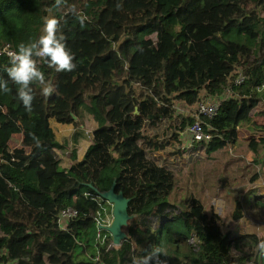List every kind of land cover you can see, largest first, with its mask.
Wrapping results in <instances>:
<instances>
[{"label":"trees","instance_id":"obj_1","mask_svg":"<svg viewBox=\"0 0 264 264\" xmlns=\"http://www.w3.org/2000/svg\"><path fill=\"white\" fill-rule=\"evenodd\" d=\"M72 7L87 15L83 28ZM49 15L60 18L77 67L56 72L38 59L55 91L45 96L33 84L28 112L5 71L4 49L37 39ZM164 41L176 48L168 52ZM146 48L157 53L156 66L143 62ZM240 72L244 81L233 85ZM0 80L10 88L0 93V264H131L150 245L166 249L168 264H264L253 251L264 235L224 231L221 216L192 194L183 206L172 202L174 172L158 160L203 147L211 153L234 143L243 123L264 124V0H66L60 8L55 0H0ZM229 86L217 115L205 119L212 139L181 150L177 135L192 119L172 104L193 105L201 91L219 96ZM82 109L97 122L91 143L62 167L50 122L79 127ZM260 144L264 137L248 145L255 152ZM111 187L128 199L131 217L121 244L106 250L96 240L90 195ZM67 206L77 218L59 230L54 217Z\"/></svg>","mask_w":264,"mask_h":264},{"label":"rangeland","instance_id":"obj_2","mask_svg":"<svg viewBox=\"0 0 264 264\" xmlns=\"http://www.w3.org/2000/svg\"><path fill=\"white\" fill-rule=\"evenodd\" d=\"M162 48L169 52L176 47L173 43L164 41ZM142 52L143 62H150L155 66L158 64L157 53L148 48ZM201 64L204 63L200 60L199 65ZM134 86L136 87L135 84ZM205 94L204 91L200 92L201 100L205 98ZM175 104L185 105L179 100H176ZM195 104L188 106L192 107ZM98 106L104 113L102 101H98ZM191 113L186 111L181 116L192 119ZM79 122L83 128L74 129L68 126V129L57 132L55 123L51 120L50 135L57 145H63V148L58 150L62 166L73 163L72 152L75 153L76 160H80L82 152L91 143V139L87 137L88 132L86 135L85 130L92 131L97 122L84 109L81 110ZM237 129L234 143L226 142L225 145L218 146L211 153L205 152L206 147H203L193 156L188 155L187 151L182 152L181 155L158 153V160L164 162L174 172L175 187L170 196L172 202L183 206L186 196L192 194L204 204L207 210L212 206L213 210L221 216L224 231H231L235 234L264 235V146L258 145L256 151L253 152L248 145L251 139L264 137V124L257 126L253 120H250ZM18 139V135H13L10 145H17ZM177 140L181 150L189 149L197 144L186 147L189 140L186 137L180 136L179 138V133ZM254 194L258 197L259 202L253 204L252 196ZM236 203L240 204L239 209ZM238 210L242 212V216L239 220H234L232 216ZM232 251L235 252L234 249ZM254 253L252 252V254Z\"/></svg>","mask_w":264,"mask_h":264},{"label":"clouds","instance_id":"obj_3","mask_svg":"<svg viewBox=\"0 0 264 264\" xmlns=\"http://www.w3.org/2000/svg\"><path fill=\"white\" fill-rule=\"evenodd\" d=\"M65 3L66 0H55V7L60 8ZM70 11L83 28L88 20L87 15L75 7ZM38 59L47 60L48 66L56 72H72L77 67L74 53L68 48L66 36L61 31V20L56 16L45 17L42 34L37 39L18 44L17 49L10 54L9 66L5 69L9 80L17 85L18 98L28 112L32 111L33 84H40L45 96H50L55 91V86L46 81L45 73L38 66ZM8 92V81L0 80V93ZM32 136L39 145V138L34 133ZM257 248L264 255V239L259 241ZM166 257L168 254L162 245H150L143 256L133 258L132 264H168Z\"/></svg>","mask_w":264,"mask_h":264},{"label":"built area","instance_id":"obj_4","mask_svg":"<svg viewBox=\"0 0 264 264\" xmlns=\"http://www.w3.org/2000/svg\"><path fill=\"white\" fill-rule=\"evenodd\" d=\"M7 56L14 51L8 49V46L4 49ZM244 74L241 72L231 80L233 85H239L244 81ZM231 86L224 89L219 96H208L198 101L195 106L189 107L188 105L179 106L175 103L172 104V108L177 115H182L186 111L192 116V121L179 132V138L186 137L189 140L187 146H191L195 143H209L213 136V128L206 123L205 119L211 120L217 115L221 102L231 95ZM88 136L91 138V131H87ZM90 199L94 202V212L92 219L96 226V240L99 245H105V249L118 247L121 243H114L112 240L111 232L109 231V224L112 221V203L102 196V192H96L91 194ZM77 218V211L70 206L60 209L54 217L56 222L55 227L59 230H67L68 224ZM264 224V223H263ZM111 236L108 239V234ZM108 239L105 244V240ZM98 258V257H97ZM138 258V256L134 257ZM132 264V263H131Z\"/></svg>","mask_w":264,"mask_h":264},{"label":"water","instance_id":"obj_5","mask_svg":"<svg viewBox=\"0 0 264 264\" xmlns=\"http://www.w3.org/2000/svg\"><path fill=\"white\" fill-rule=\"evenodd\" d=\"M75 118V116H73ZM102 196L112 202V221L111 225H109V231L112 235V240L114 243H121L122 239L124 238L125 234L121 230V226L126 224V221L131 216L127 213V204L128 199L125 198L121 193H114L113 188L111 187L108 191L102 192ZM116 200H120L121 206L116 213L114 209V205L116 204ZM114 223V227H112V224Z\"/></svg>","mask_w":264,"mask_h":264},{"label":"crops","instance_id":"obj_6","mask_svg":"<svg viewBox=\"0 0 264 264\" xmlns=\"http://www.w3.org/2000/svg\"><path fill=\"white\" fill-rule=\"evenodd\" d=\"M54 123H55V129H56V131L57 132H61L62 130H65V129H68V126H70V127H73L74 129L75 128H83V125L82 124H80L79 125V127H75V126H73V125H66V124H61V123H58V122H56V121H54ZM50 125H51V122H50ZM93 130V129H92ZM87 131H89V130H85V133L87 132ZM86 135H87V133H86ZM87 137H89L88 135H87ZM89 139H90V137H89ZM86 149V148H85ZM86 151V150H85ZM85 151L84 152H82V156H83V154L85 153ZM58 153H59V151H58ZM78 157H79V155H78ZM72 164V163H71ZM70 164V165H71ZM70 165H65V166H62V167H69ZM239 220V219H238Z\"/></svg>","mask_w":264,"mask_h":264},{"label":"bare ground","instance_id":"obj_7","mask_svg":"<svg viewBox=\"0 0 264 264\" xmlns=\"http://www.w3.org/2000/svg\"><path fill=\"white\" fill-rule=\"evenodd\" d=\"M117 202H116V204L114 205V209H115V211H116V213L118 212V210H119V208H120V206H121V202H120V200H116ZM115 225H114V223L112 224V227H114Z\"/></svg>","mask_w":264,"mask_h":264}]
</instances>
